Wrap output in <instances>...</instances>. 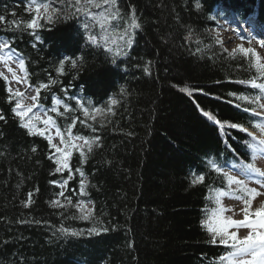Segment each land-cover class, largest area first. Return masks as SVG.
<instances>
[{
    "label": "trees",
    "instance_id": "16d2710c",
    "mask_svg": "<svg viewBox=\"0 0 264 264\" xmlns=\"http://www.w3.org/2000/svg\"><path fill=\"white\" fill-rule=\"evenodd\" d=\"M201 2L198 10L195 0H120L123 12L134 7L141 28L132 48L126 49L128 55L118 57L116 64L102 48L84 46L76 18L46 25L39 32L43 43L36 48L31 36L15 33L13 47L27 62L30 83H46L50 77L59 81L50 92L41 93L46 108L52 94L75 107L63 88L68 96L95 106L105 107L109 97L119 102L112 113L89 121L92 127L77 123L72 130L74 135L100 137L99 146L86 152L83 162L75 151L69 161L73 178L63 189L65 195L72 196L73 204L80 199L91 202L90 218L81 219L74 207L51 206L61 188L50 182L62 183L69 173L55 172L56 164L49 159L55 150L46 138L29 136L20 127L12 112L15 101L8 102L10 84L0 78V113L5 116L0 120V264H219L217 258L231 251L209 243L210 233L201 223L215 207L208 199L209 189L224 188L223 176L211 171L203 184L193 185L191 180L209 172L208 157L226 170L241 161L255 162L245 147L251 140L247 133L227 124L221 128L203 112L254 130L253 124L264 119L242 110L254 105L229 96L257 94L236 83L257 73L241 54L230 56L232 49L217 33L240 23L246 29L240 37L248 40L251 33L263 40L264 0ZM24 3L0 0V15L9 21L28 20ZM61 6L65 13L73 11ZM3 27L0 38H11ZM217 38L222 44L215 42ZM256 40L244 47L255 48L264 58ZM78 55L83 57L79 71L66 65V74L58 77V61ZM57 123L63 129L71 120L57 117ZM81 178L86 181L84 196L79 195ZM29 193L32 203L24 207ZM61 226L82 235H62ZM92 228L108 231L89 234Z\"/></svg>",
    "mask_w": 264,
    "mask_h": 264
},
{
    "label": "snow or ice",
    "instance_id": "6c2138e0",
    "mask_svg": "<svg viewBox=\"0 0 264 264\" xmlns=\"http://www.w3.org/2000/svg\"><path fill=\"white\" fill-rule=\"evenodd\" d=\"M61 5H67L73 11L65 13ZM194 6L198 10L202 9L201 0H195ZM24 8L31 16L28 20L13 19L9 21L5 15H0V25L4 26L3 30L13 34L11 38H0V64L10 74L9 77L4 71H0V78L6 84L15 82L17 85L24 86L23 91L19 87L13 88L11 86L6 89L9 93L8 102L12 103L13 100L15 101L12 107L14 116L19 119L20 127L24 128L29 136H42L48 140L50 149H54L56 154L55 156L49 155V159H53L56 164L55 172L62 173L67 170L69 173L68 178L62 183L58 181L50 182L57 184L61 188V191L57 194V199L50 202L51 206L57 208L74 207L81 213L79 218L89 219L92 209L88 207V204L91 202L89 201L86 204L83 199H80L73 204L72 196L65 195L63 189L67 186L68 181L73 178L69 165L73 152H79L83 162V159L86 158V152L90 153L94 146H99L100 137L97 135L91 137L74 135L72 130L77 123L85 127H92L89 121H96L97 117H104L112 113L113 107L119 101L109 97L107 105L99 107L93 105L90 100L85 103L82 98L75 95L68 96L67 89L63 88L61 91L64 92L67 100L75 101V107L66 102L65 99L52 94L51 106L46 108L41 104V93L50 92L51 87L58 84L59 81L50 77L46 83L39 82L36 85L30 83L27 62L23 54L13 47L16 42L15 33L19 32L21 35L28 34L31 36L35 41L32 47L36 48L38 43H43L39 32L45 29L46 25L54 24L62 18H76L79 21L78 31L82 30L83 33L84 46L102 48L105 56L111 58L110 62L116 64L118 57L128 55L126 49L132 48L135 42L136 30L141 28V23L133 6H129L127 13L123 12L120 7V0H59V4H54L53 0H25ZM11 15L15 16V11ZM121 21H123V26H121ZM96 28L100 29L99 33H94ZM47 30L51 31V28H47ZM112 34H118L121 41L115 51L109 46ZM241 40H244L243 36ZM253 40H256V37L250 33L248 44L251 45ZM215 42L222 44L219 38ZM256 43L259 47L264 48V40H256ZM237 53L249 60L250 67L255 69L257 76L251 80L236 81V83L256 89L258 92L255 95L229 93V96L234 97L235 101L254 105V107H244L242 110L251 113L254 117L264 118V82H258L264 80V58L259 55L255 48L251 46L244 47L243 43L232 49L229 55L234 57ZM13 64H15V68L12 67ZM82 64V56L78 55L74 58L64 56L58 61L55 71L58 77L64 76L66 74V65L79 71ZM144 70L145 72L148 71L147 66H145ZM29 93L31 94L29 95ZM26 101H30V103ZM232 102L229 101V103ZM236 107L240 108L241 105L237 103ZM37 109L39 111H36ZM76 112H79L80 115H75ZM203 115L221 128L227 124L229 128L247 133L251 140L245 142V147L251 151L253 161H255L257 156L264 157V138H258L256 134L248 132V129L242 124L222 123L209 112H203ZM57 117L70 119L71 123L62 129L57 123ZM0 120H5V116L2 113H0ZM41 124L43 127L38 126ZM253 127L260 132L261 136H264V119L254 123ZM92 131L95 133L96 129L92 128ZM56 137L59 138L58 144L53 143ZM227 147L231 148V145ZM36 150L35 147L32 148L33 152ZM232 151L235 152V149H232ZM206 167L209 172H201L199 175H194L191 183L193 185L205 183L207 175H210L211 171L222 175L225 181L224 188L209 189L208 199L215 204V207L210 210L208 219L201 222L210 233L209 243L225 245L231 248V251L226 255L217 258L219 264H264V202L261 203L260 207L252 210L253 201L264 195V170L257 167L255 162L244 163L243 161L238 165L230 166L226 170L216 159L211 157L206 159ZM233 168L238 170L237 175L232 174ZM75 171L83 177L84 174L81 169H76ZM240 176L245 178L241 179L239 178ZM249 179H253L258 187H250ZM85 188L86 181L81 178L79 185L80 196L86 195ZM28 196L29 199L26 202H22L24 207H29L32 203V193H29ZM61 197L63 200L60 199ZM224 197L242 202L243 207L240 209L243 215L242 219H235L233 215H225L226 212H234V209L224 206L222 203ZM72 218L75 219L76 217ZM239 229H245L247 234L240 236L238 234ZM88 231L89 234H99V231H108V229L92 228ZM58 232L65 236L75 237L82 235V231L64 226H61Z\"/></svg>",
    "mask_w": 264,
    "mask_h": 264
},
{
    "label": "rangeland",
    "instance_id": "374dc122",
    "mask_svg": "<svg viewBox=\"0 0 264 264\" xmlns=\"http://www.w3.org/2000/svg\"><path fill=\"white\" fill-rule=\"evenodd\" d=\"M53 3H54V1H53ZM99 32H100L99 28H96L94 30V33H99ZM217 33H218L219 37L222 39V41H223V43L227 49H234V48H236L237 45H239L241 43H243L245 46L248 44L247 40H245V39L243 41L241 40V37L239 36L238 31H237V25L236 24H233L229 28H219L217 30ZM120 44H121V41L119 39V35L118 34H112L110 37L109 46H111L113 48V51H115L116 48ZM263 50H264V48H263ZM12 67L15 68V64H13ZM0 71H4L5 74L9 75V77H10V74L7 73V70L3 68L2 64H0ZM10 85L13 88L19 87L22 91L24 90L23 85H17L15 82H10ZM30 94L31 93H29V95ZM26 102L30 103V101H26ZM36 111H39V109H37ZM53 132H54V129H53ZM258 137L264 138V136H261V135H258ZM58 142H59V138L58 137L54 138L53 143L58 144ZM255 164L257 167L261 168V170H264V157L257 156V158L255 159ZM232 174L237 175L233 172H232ZM248 183L252 187H258V185H256L254 183L253 179H249ZM262 202H264V195L256 198L253 201V209L252 210L260 207ZM222 203L224 204L225 207L234 209V212H232V211L226 212L227 215H233V218H235V219H242L243 218V215L240 212V209L243 207V204L241 201H237V200L232 199V198L224 197L222 199ZM88 207H90L89 204H88ZM238 234L240 236H244L247 234V232L245 229H239Z\"/></svg>",
    "mask_w": 264,
    "mask_h": 264
}]
</instances>
